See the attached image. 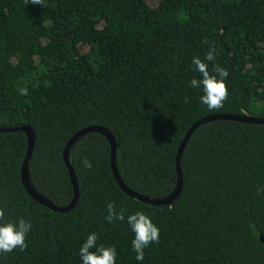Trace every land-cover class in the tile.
<instances>
[{
  "label": "trees",
  "instance_id": "obj_1",
  "mask_svg": "<svg viewBox=\"0 0 264 264\" xmlns=\"http://www.w3.org/2000/svg\"><path fill=\"white\" fill-rule=\"evenodd\" d=\"M210 45V73L216 65L229 71L219 111L188 87L200 76L192 58L203 60ZM214 114L264 119V0H0V128L33 129L30 183L55 206L73 197L63 150L79 130L107 129L125 185L163 199L175 188L185 133ZM26 150L23 131L0 132V205L7 220L33 225L27 249L0 255V264H81L91 232L98 245L116 246V264H137L126 220L105 219L109 202L159 226L143 264H264V124L196 128L180 158L181 190L167 205L128 196L113 176L107 139L90 132L69 150L77 203L53 211L22 184Z\"/></svg>",
  "mask_w": 264,
  "mask_h": 264
},
{
  "label": "clouds",
  "instance_id": "obj_2",
  "mask_svg": "<svg viewBox=\"0 0 264 264\" xmlns=\"http://www.w3.org/2000/svg\"><path fill=\"white\" fill-rule=\"evenodd\" d=\"M27 2L44 6V0H27ZM204 43L207 44L208 41L205 40ZM216 57V48L214 45H210L203 60L199 56H194L191 60V64L194 65L193 71L198 72L200 76L192 77L188 87L200 90L202 94L198 97L199 102L206 105L209 111L223 109L230 94L227 85L229 71L219 65L215 66V74H211L209 71L207 62L215 61ZM27 91L26 88L22 89L21 95H27ZM83 164L86 168L92 167V163L88 160H84ZM6 212V206L0 205V255L12 253L16 249L26 250L28 235L33 228L32 223L23 217H19L15 221L7 220ZM105 219L109 224L126 220L134 234L131 250L135 253L137 264H143L145 249L160 240V228L151 216L143 211H136L126 217L123 211L116 210L114 202H109ZM98 240L99 234L97 232H91L87 235L86 240L78 250L81 264H116L118 255L116 246L98 245Z\"/></svg>",
  "mask_w": 264,
  "mask_h": 264
},
{
  "label": "water",
  "instance_id": "obj_3",
  "mask_svg": "<svg viewBox=\"0 0 264 264\" xmlns=\"http://www.w3.org/2000/svg\"><path fill=\"white\" fill-rule=\"evenodd\" d=\"M214 120H229V121H238V122H244V123H250V124H264V119H258V118H253L250 116H240V115H234V114H214V115L205 116L197 120L195 123L192 124V126L185 133L184 138L181 141V144L176 154L175 164H176L177 181H176L175 188L168 197L163 198V199L149 198L147 196H143L131 190L129 187L125 185L116 167V143H115L114 137L107 129L103 127H99V126H88V127H85L79 130L67 141L65 148L63 150V160L65 163V166L67 167L70 181L72 184L73 197L68 205L61 206V207L55 206L50 201H48L47 199L42 197L40 194H38L30 183L28 162L30 160V157H31V154L34 148L35 135H34L33 129L30 126H21L19 128H0V132H11V131H16V130H21L26 134L27 150H26V154H25L22 166H21V171H20L22 184L26 192L35 201L48 207L49 209L53 211L64 213L74 208V206L77 203L78 196H79L77 179H76V176L74 174L73 168L69 160V150L81 137H83L87 133L98 132L107 139L109 146H110V165H111L113 176L117 184L119 185V187L128 196L138 201L150 204V205H155V206L156 205H167V204H170L177 197V195L179 194L181 190L182 173H181V166H180V158H181L183 149L189 137L194 132V130L198 128L200 125H203L205 123H208ZM260 241L264 244V238L262 236H260Z\"/></svg>",
  "mask_w": 264,
  "mask_h": 264
}]
</instances>
